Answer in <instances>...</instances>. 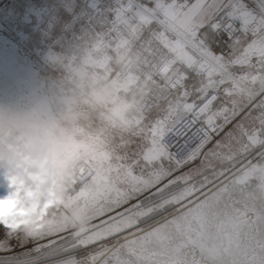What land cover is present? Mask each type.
<instances>
[{
	"label": "snow or ice",
	"instance_id": "6c2138e0",
	"mask_svg": "<svg viewBox=\"0 0 264 264\" xmlns=\"http://www.w3.org/2000/svg\"><path fill=\"white\" fill-rule=\"evenodd\" d=\"M93 43L140 98L77 186L92 223L73 245L90 264H264V0H128Z\"/></svg>",
	"mask_w": 264,
	"mask_h": 264
},
{
	"label": "built area",
	"instance_id": "2783aa9c",
	"mask_svg": "<svg viewBox=\"0 0 264 264\" xmlns=\"http://www.w3.org/2000/svg\"><path fill=\"white\" fill-rule=\"evenodd\" d=\"M127 2L128 0H0V12L1 16L22 19V29L18 30L25 33L18 34L38 43V53H51L58 57L57 61L51 60L50 63L55 66V70L60 71L56 76L60 80L59 96L75 108L80 102L93 101L91 96L77 91L82 86L90 85L103 90L108 85L107 82L110 85L111 80H119V62L109 63L111 56L93 42L98 35L111 28L116 9ZM24 26L28 31L23 29ZM87 60L90 62L87 63ZM81 69L85 71L83 77L79 75ZM68 87L73 91L69 92ZM113 91V97L110 98L113 102L110 104L124 97L128 101V113L132 117L140 98L139 92L135 89L128 92L126 89L116 88ZM79 121L84 120L75 117L76 127L91 125V122L78 124ZM94 167L93 162L86 158L69 165L62 182L54 186L56 193L62 194V200L55 202L58 205L67 204L78 195V185L89 184L95 179L92 171ZM2 187L0 177V188Z\"/></svg>",
	"mask_w": 264,
	"mask_h": 264
},
{
	"label": "clouds",
	"instance_id": "9594fccd",
	"mask_svg": "<svg viewBox=\"0 0 264 264\" xmlns=\"http://www.w3.org/2000/svg\"><path fill=\"white\" fill-rule=\"evenodd\" d=\"M74 124V109L49 83L24 104L0 101V225L23 231L22 226L33 220L31 213L48 181V192L62 200L53 187L57 179L52 161ZM38 227L33 223L29 231Z\"/></svg>",
	"mask_w": 264,
	"mask_h": 264
},
{
	"label": "rangeland",
	"instance_id": "374dc122",
	"mask_svg": "<svg viewBox=\"0 0 264 264\" xmlns=\"http://www.w3.org/2000/svg\"><path fill=\"white\" fill-rule=\"evenodd\" d=\"M21 22L22 19H20V17L18 19L16 16H1L0 12V36L7 38L9 41L15 44V52L17 51L16 53L23 63H30L33 65L34 69L37 71V79L39 80L37 85L42 83V91L44 90V86L49 83L54 89L57 90L58 94H60V80H58V77H56L60 71L58 69L55 70V66L49 62L51 61V58H45V55L38 53V43L35 44L32 39L26 40L25 38H22L23 36H19L18 32L22 35L25 33H22L18 30V28H21ZM23 29L28 31L26 26H24ZM14 63H19V60H16L15 57ZM81 76L83 75L81 74ZM1 80L2 78H0V87H5L8 85L6 81ZM113 82L116 83L119 82V80H111V84ZM1 84H3V86ZM107 84H105L107 85L106 87L111 86L109 87L111 88L110 94L108 91L102 93L100 92L101 90L91 87L90 85H84L79 90H77L79 93H84L86 96H91L93 101L80 102L78 107L73 108L75 117L84 120L83 122L79 121L78 124L91 122V125L90 127L83 125L76 127L75 123L73 127L69 128L68 134L63 138L57 153L54 155L52 161V169L54 172L60 170L61 168H66V164L63 162H69L71 160L74 161L76 159L80 161L81 159L86 158L89 161H92L93 165L95 166L98 160L107 156L109 153L115 152L118 149L121 138L126 135L125 124H122L119 119L113 120L109 118L108 114L111 112L110 107L113 105V103L110 104L109 102L112 101L110 100V98L113 97L112 94L114 92L112 91V88L115 87L114 85H109V82H107ZM89 87L91 89H89ZM22 88L23 87H21V89ZM21 89L20 91L25 93L24 94L21 92L23 95H25V98L21 99L22 103L24 104L29 101V98L26 94L29 92H27V89L25 88L22 90ZM68 90L69 92L73 91L70 87H68ZM97 96H104V98L100 99ZM41 197V201L38 202L34 212L31 213V216L33 217V220L31 221L37 224L44 222L46 219H59L62 216L63 206L58 205L55 200H53V196H51V194H43ZM50 198L52 199L51 203H49ZM75 201L76 199L73 198L70 203ZM83 202H85V200H83ZM85 207L88 211L92 212L90 206L86 202ZM37 216L39 219H35ZM31 221H29V223ZM28 224L22 226L23 229ZM9 231L10 230L5 226H0V243L7 240L6 242H8L12 247L19 248L22 246L24 237L28 240V243H32V241L35 240V237H33L31 234L25 233V231H17L15 234L18 233V237L16 238H14L12 235H8L7 233ZM91 252L92 249H86L82 252L80 257L84 258H81L82 260L79 259L81 264H90L88 258Z\"/></svg>",
	"mask_w": 264,
	"mask_h": 264
},
{
	"label": "bare ground",
	"instance_id": "6f19581e",
	"mask_svg": "<svg viewBox=\"0 0 264 264\" xmlns=\"http://www.w3.org/2000/svg\"><path fill=\"white\" fill-rule=\"evenodd\" d=\"M21 32L23 33V31ZM14 45L15 44L7 38L0 36V78H2L1 81H6L8 84H4L6 85L5 87L1 84L3 87H0V101L23 104L21 99H24L25 95H23V91H20L21 87L27 89V92H29L26 93L27 97L31 100L42 92V83L37 85V82L39 81L37 79V71L34 69L32 64H25L20 60L16 53L17 51L15 52ZM43 55H45V58H51L53 61L58 58L51 53H44ZM14 57L16 60H19V63H14ZM86 62L89 63L90 60H87ZM80 73L84 76L85 71L81 69L79 70V75L81 76ZM110 85H114L117 90L124 89L121 87L120 81L116 83L113 82ZM109 87H105L100 92L105 93L108 91L110 94L111 88ZM97 97L100 99L104 98V96ZM62 99L66 101L64 98ZM128 107V101L124 97H120L115 100L113 105L110 107L111 112L108 114L109 118L113 120L119 119L122 124H126V122L131 118L128 113ZM78 161L79 160L76 159L74 161H65L63 163L66 164L67 168L69 165H73ZM66 168H61L60 170L55 171L57 184L62 182ZM49 184H51V181H48L42 186L39 201H41V196H43V194H50L48 192ZM73 198L76 199L75 202H68L67 204L62 205L63 212L59 219H46L42 223H37L36 225H40V227L36 228L35 231H29L30 225L34 223L31 221L23 229L25 233L31 234L35 237V240H33L32 243H28V240L25 237L23 238L22 246L19 248L12 247L8 242H6L7 240L5 242H1L0 264H81L79 259L82 258L80 256L86 248L75 247L73 245V241H76L78 238H84L85 234L88 232L92 223V212L86 209L85 202H83L84 199H82L79 194ZM53 200H55L54 197ZM62 229L67 230L65 236H49L52 230ZM16 232L17 231L14 232L10 230L6 233L16 238L18 237V233L15 234ZM57 240H59V242H57ZM97 264H100V262L97 261Z\"/></svg>",
	"mask_w": 264,
	"mask_h": 264
}]
</instances>
